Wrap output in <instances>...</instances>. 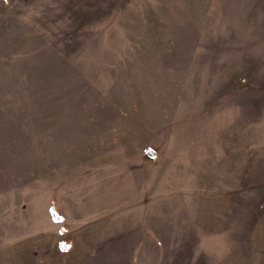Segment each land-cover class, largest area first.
I'll return each instance as SVG.
<instances>
[{
  "label": "rangeland",
  "instance_id": "rangeland-1",
  "mask_svg": "<svg viewBox=\"0 0 264 264\" xmlns=\"http://www.w3.org/2000/svg\"><path fill=\"white\" fill-rule=\"evenodd\" d=\"M0 264H264V0H0Z\"/></svg>",
  "mask_w": 264,
  "mask_h": 264
},
{
  "label": "trees",
  "instance_id": "trees-1",
  "mask_svg": "<svg viewBox=\"0 0 264 264\" xmlns=\"http://www.w3.org/2000/svg\"><path fill=\"white\" fill-rule=\"evenodd\" d=\"M51 211H52V215H53V217H54L57 221H59V222H63V217H62L61 214L57 211V209H56L54 203H52ZM61 230H62V231H65V230H66V227L63 225V226L61 227ZM61 246H62L64 249L69 248V244H68L67 242H62V243H61Z\"/></svg>",
  "mask_w": 264,
  "mask_h": 264
},
{
  "label": "water",
  "instance_id": "water-1",
  "mask_svg": "<svg viewBox=\"0 0 264 264\" xmlns=\"http://www.w3.org/2000/svg\"><path fill=\"white\" fill-rule=\"evenodd\" d=\"M147 156H148L149 158H152V157H153V154H152L151 152H148V153H147Z\"/></svg>",
  "mask_w": 264,
  "mask_h": 264
}]
</instances>
